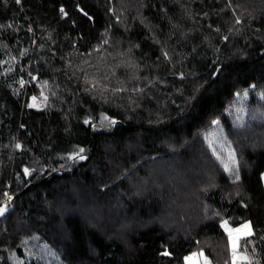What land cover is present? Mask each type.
<instances>
[{
  "label": "trees",
  "instance_id": "trees-1",
  "mask_svg": "<svg viewBox=\"0 0 264 264\" xmlns=\"http://www.w3.org/2000/svg\"><path fill=\"white\" fill-rule=\"evenodd\" d=\"M4 204L0 264H264V0H0Z\"/></svg>",
  "mask_w": 264,
  "mask_h": 264
},
{
  "label": "snow or ice",
  "instance_id": "snow-or-ice-1",
  "mask_svg": "<svg viewBox=\"0 0 264 264\" xmlns=\"http://www.w3.org/2000/svg\"><path fill=\"white\" fill-rule=\"evenodd\" d=\"M17 2H19V0H17ZM61 11H63V9H61ZM21 85H23V81H21ZM245 95H247V93H245ZM36 99H37L36 97H32L34 103L29 105V107H36L35 104ZM44 100L46 101L47 97H44ZM111 123L114 124L115 121H111ZM215 123H219V121H216ZM80 151L83 152V149H81ZM232 163L233 164L237 163L235 161L234 155L232 157ZM225 168L226 170L230 171L227 165L225 166ZM237 171H238V166H237ZM25 172H27V169L25 170ZM237 179H239L238 175H237ZM10 199L11 197H9V200ZM6 210H7L6 206L0 207V215H3ZM223 226L226 232L228 233L229 241L231 244L232 264H251L250 258L247 255H243L240 253V244H239L241 238H245L253 234L251 224L246 223L242 225L240 228L232 229L228 227L227 222L225 221ZM246 251H247V247L245 246V252ZM168 254L169 253L167 252L163 253V255H168ZM184 260H185V264H210V262L207 260V257H204L202 251L199 253L193 252L191 255L184 257Z\"/></svg>",
  "mask_w": 264,
  "mask_h": 264
},
{
  "label": "rangeland",
  "instance_id": "rangeland-1",
  "mask_svg": "<svg viewBox=\"0 0 264 264\" xmlns=\"http://www.w3.org/2000/svg\"><path fill=\"white\" fill-rule=\"evenodd\" d=\"M212 138L216 139V134H213ZM42 244L43 247L46 248L47 244L44 242ZM15 262L16 264H66L54 252H51L46 256H42L40 252L36 250L26 251L23 255L16 254Z\"/></svg>",
  "mask_w": 264,
  "mask_h": 264
},
{
  "label": "water",
  "instance_id": "water-1",
  "mask_svg": "<svg viewBox=\"0 0 264 264\" xmlns=\"http://www.w3.org/2000/svg\"><path fill=\"white\" fill-rule=\"evenodd\" d=\"M6 206V211L4 212V214L3 215H0V221L6 216V215H8V213H9V207H8V205L7 204H4L3 206H1V207H5Z\"/></svg>",
  "mask_w": 264,
  "mask_h": 264
}]
</instances>
